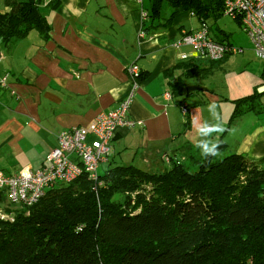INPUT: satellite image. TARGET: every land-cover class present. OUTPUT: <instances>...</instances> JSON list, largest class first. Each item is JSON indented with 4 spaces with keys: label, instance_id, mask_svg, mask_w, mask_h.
I'll return each mask as SVG.
<instances>
[{
    "label": "crops",
    "instance_id": "crops-1",
    "mask_svg": "<svg viewBox=\"0 0 264 264\" xmlns=\"http://www.w3.org/2000/svg\"><path fill=\"white\" fill-rule=\"evenodd\" d=\"M37 3L49 28L46 36L33 29L10 44L0 39V78L10 75L9 88L0 89V171L41 169L62 131L88 128L98 114L127 98L131 117L144 127L118 129L101 176L131 166L156 173L164 166L163 153L185 155L188 161L215 153L220 143L227 146L220 155L264 160V62L246 34L247 42L233 43L232 31H242L239 21L221 27L223 15L206 17L216 41L244 49L241 56L211 62L199 59L191 47L174 46L182 30L201 27L198 12L188 6L175 13L170 0ZM10 11L9 1L0 0V15ZM142 12L149 16L146 21ZM141 28L148 38L139 44ZM132 63L142 72L139 88L127 72Z\"/></svg>",
    "mask_w": 264,
    "mask_h": 264
},
{
    "label": "trees",
    "instance_id": "trees-1",
    "mask_svg": "<svg viewBox=\"0 0 264 264\" xmlns=\"http://www.w3.org/2000/svg\"><path fill=\"white\" fill-rule=\"evenodd\" d=\"M8 1L10 13L0 15L5 44L33 29L48 34L37 0ZM170 2L175 13L188 6L205 23L224 10L223 0ZM226 147L206 154L196 173L176 161L159 173L116 167L100 175L97 190L86 174L49 189L39 203L14 210L13 222L0 220V264H264V168L248 171L264 160L218 154Z\"/></svg>",
    "mask_w": 264,
    "mask_h": 264
},
{
    "label": "built area",
    "instance_id": "built-area-1",
    "mask_svg": "<svg viewBox=\"0 0 264 264\" xmlns=\"http://www.w3.org/2000/svg\"><path fill=\"white\" fill-rule=\"evenodd\" d=\"M223 16L239 21L253 46L256 57L264 62V0H223ZM143 21L149 16L142 12ZM144 28L139 29L137 41L142 44L147 40ZM176 48L191 47L199 59L211 62H221L230 55H240L244 49L229 43L216 41L211 35L207 23L201 22V27L195 31H181V38L174 44ZM127 72L134 87L139 88L142 72L140 67L132 63ZM9 74L0 78V89L9 88ZM264 91V85L261 87ZM16 96V92L11 90ZM167 99L172 98L170 91L165 92ZM131 99L127 98L111 112H103L96 116L88 128L72 127L62 131L58 136V147L50 152L45 165L33 171L29 168L18 173L6 175L0 171V195L16 207H32L45 196L49 189L68 184L83 174L94 184L97 190L103 183L100 181L99 168L108 163L114 154L113 142L118 129L123 127L135 129L144 127V123L134 120L130 115ZM187 114L188 108L183 109ZM90 137L92 138L90 140ZM161 161L165 164H184L186 159L177 154L163 153ZM14 214L0 206V220L14 221Z\"/></svg>",
    "mask_w": 264,
    "mask_h": 264
},
{
    "label": "rangeland",
    "instance_id": "rangeland-1",
    "mask_svg": "<svg viewBox=\"0 0 264 264\" xmlns=\"http://www.w3.org/2000/svg\"><path fill=\"white\" fill-rule=\"evenodd\" d=\"M230 21H232V20L229 19V18H224L223 17L218 22V25H221V27H229L231 25V22ZM210 24H211V22H210ZM232 32H233L232 41H233V43L235 45H240L242 42H247L248 39L246 40V38L248 37V35L245 32L244 33H243V31H232ZM245 34L247 35V37L245 36ZM240 56H237V57H240ZM181 157H184L186 159V161L184 162V166H183L184 169L187 170V171H189V172H191V173H196L198 171L200 165H202L205 162V160H206V156L205 155H201V154L200 155L197 154V155L193 156L192 159L191 158L190 159L188 158V161H187V158H186L185 155L184 156H181ZM160 162L164 166H161V168L158 169L156 173L169 171L173 167L172 164H165V162H162V161H160ZM259 163L260 162L255 163V164H259ZM253 167H254V165H249L248 166V171H250V170L258 171V170H261L262 168H264L263 165H256L255 168H253ZM245 180H246V175L245 174H242L241 181L242 182H245ZM145 189H146V191L151 190V185H147V187H145ZM126 196L127 195L125 193L124 194H121V195H119V197H118L119 199H117V200L118 201H122V200H124V198ZM131 197H132V200L135 201V202H137V200L139 198L137 196V193H135V192H131ZM0 206H2L4 209H10L11 208V213H14V210L16 211L17 209H21L22 208V207H16V206L12 205L8 199H6L5 201H1L0 202ZM137 211L138 210L137 209H134V206H133L132 207V212H137Z\"/></svg>",
    "mask_w": 264,
    "mask_h": 264
},
{
    "label": "clouds",
    "instance_id": "clouds-1",
    "mask_svg": "<svg viewBox=\"0 0 264 264\" xmlns=\"http://www.w3.org/2000/svg\"><path fill=\"white\" fill-rule=\"evenodd\" d=\"M210 107H211L213 110L215 109V105H214V104H213V105H211ZM214 114H215V113H214ZM206 151H208V152H211V151H212V149H207V148H206Z\"/></svg>",
    "mask_w": 264,
    "mask_h": 264
},
{
    "label": "water",
    "instance_id": "water-1",
    "mask_svg": "<svg viewBox=\"0 0 264 264\" xmlns=\"http://www.w3.org/2000/svg\"><path fill=\"white\" fill-rule=\"evenodd\" d=\"M32 2H33V3H35V2H36V0H32Z\"/></svg>",
    "mask_w": 264,
    "mask_h": 264
}]
</instances>
